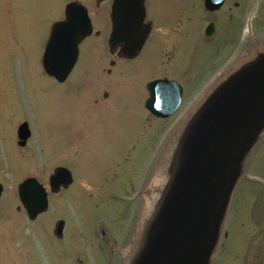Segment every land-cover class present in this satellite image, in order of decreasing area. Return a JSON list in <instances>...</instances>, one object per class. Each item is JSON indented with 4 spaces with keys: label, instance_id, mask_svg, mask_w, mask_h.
<instances>
[{
    "label": "rangeland",
    "instance_id": "rangeland-1",
    "mask_svg": "<svg viewBox=\"0 0 264 264\" xmlns=\"http://www.w3.org/2000/svg\"><path fill=\"white\" fill-rule=\"evenodd\" d=\"M68 2L0 0V110H9L0 264H134L168 190L181 180L194 120L234 79L228 72L232 58L247 60L240 49H247L244 12L239 8L229 21L224 9L206 14L198 22L200 33L178 46L168 63L163 55L143 54L110 65V58L100 54L104 42L90 36L81 43L68 80L59 83L43 72L41 54L50 26L63 17ZM197 2L166 3L176 10L195 4L198 17L203 14ZM212 19L215 35L208 38L204 28ZM164 75L183 87V97L178 111L161 119L145 108L146 84ZM22 122L29 124L31 138L19 149L16 128ZM55 166L68 169L73 183L49 196L48 210L30 221L17 185L35 176L46 186ZM235 170L240 176L210 261L264 264V123L245 139ZM60 220L59 239L54 230Z\"/></svg>",
    "mask_w": 264,
    "mask_h": 264
},
{
    "label": "water",
    "instance_id": "water-1",
    "mask_svg": "<svg viewBox=\"0 0 264 264\" xmlns=\"http://www.w3.org/2000/svg\"><path fill=\"white\" fill-rule=\"evenodd\" d=\"M223 1L204 0L205 8L209 11L217 10ZM119 21L114 18L112 41H125V52L132 56L141 47L143 39H135L134 28H121ZM212 29V25H209L206 34L209 35ZM91 32L87 9L79 1L69 2L65 6L63 19L55 21L50 27L41 56L44 73L59 83L66 81L78 60L79 45ZM146 89L148 97L145 108L151 115L166 119L178 110L183 89L175 80L155 79L146 84ZM262 119L264 64L246 74L234 76L212 96L194 120V130L185 142L184 150L188 160H183L184 156L180 165L183 166L181 180L168 190L169 197H166L167 200L165 198L166 201L162 203L160 212H156L152 223L153 230L161 226L169 234L154 264L209 262L217 240L218 226H221L240 173V170H235L237 159L245 139L262 125ZM29 135L28 124L23 122L17 129L18 144L24 145ZM190 151L192 154L189 157ZM189 176L188 194H184L183 189L187 190L184 179ZM49 182L52 191L60 186L67 187L72 182L71 173L59 167L50 176ZM1 192L0 185V196ZM17 195L30 221L48 209L47 191L35 177L25 178L17 186ZM176 198L184 209L174 220L169 218V214L170 205ZM62 228L63 221H59L54 234L60 236ZM152 234L150 232L146 239V246Z\"/></svg>",
    "mask_w": 264,
    "mask_h": 264
},
{
    "label": "flooded vegetation",
    "instance_id": "flooded-vegetation-1",
    "mask_svg": "<svg viewBox=\"0 0 264 264\" xmlns=\"http://www.w3.org/2000/svg\"><path fill=\"white\" fill-rule=\"evenodd\" d=\"M71 1L78 0H70V2ZM168 1L169 0H93L92 4H90L89 6H86L83 2L80 3L87 9V13L92 26V32L88 37L91 36L99 38L104 42L101 51L102 53L100 54L110 58V65H114L116 60H129L142 56L143 54H148L155 57H160L163 55L166 57V63H168L175 57V54L178 51V46L183 45L186 42L188 44V41L190 40L192 41V33H200L198 24H201V21L205 19L206 14H215L221 12V10L227 9L226 11H224V14L226 15V17H228L229 21H233L238 15L239 8L242 9L241 13L244 12L243 14L245 17L244 28L246 29V37L244 36V42L242 44H245L250 53H248V50L245 49V47L243 49L240 48L241 50H243L242 54L246 52L247 60H245V58H232L233 66L228 70V72L230 74H233V76L242 75L246 74L252 69L261 67L264 64V11L263 9L261 10V8L264 7V0H224L222 5L214 11H209L205 8L204 0H198L197 6L199 8L197 10L203 14L198 17H195L194 15V11L196 9L195 4H193L191 10H187L186 7L176 10L173 7H169L170 3H166ZM114 7H116V9H114ZM114 18L120 19L119 27L121 28L127 26L133 27L135 39L139 37H142L143 39L141 47L137 49L132 56H129L125 52V41H112ZM209 25H212L213 29L211 33L207 35L206 28ZM97 27L99 28L97 29ZM213 34L215 35V22L212 19L204 28V35L208 36L209 38ZM224 42H227V39H224L223 43ZM168 49H170V52H168ZM106 72L110 73L111 70L107 69ZM84 77L87 78V76ZM160 78L171 79L167 75H164ZM83 83L84 82L82 81V85H84ZM96 92H99V90H97ZM100 98H102V94H100L99 99ZM104 98H107V95ZM92 99L93 101H97L98 97H96V95L94 94ZM8 123L9 110H0V185L2 187L1 196L6 188L5 183L2 181L1 177L5 176L9 179ZM22 123H20L16 128V145L19 147V149L25 148L31 138V130L29 128L30 135L24 145L20 146L18 144L19 140L17 136V129ZM57 168H59V166L54 167L53 173ZM50 176L46 186L37 177H28H35L45 187L47 191V198H49V196L51 195L59 193L61 190H67L73 183L72 179V182L67 187L60 186L59 189L52 191L49 182ZM239 176L240 175L238 174V177ZM135 196L136 195L130 198V200H133ZM118 200H121V198H119ZM127 200H129V198ZM220 227L222 229V225ZM221 229L219 237L221 234ZM62 235L63 228L61 235L57 237L60 239L62 238ZM219 237L215 241L214 247L215 245H217ZM207 264H211V261L209 260Z\"/></svg>",
    "mask_w": 264,
    "mask_h": 264
},
{
    "label": "bare ground",
    "instance_id": "bare-ground-1",
    "mask_svg": "<svg viewBox=\"0 0 264 264\" xmlns=\"http://www.w3.org/2000/svg\"><path fill=\"white\" fill-rule=\"evenodd\" d=\"M262 121H264V119H262ZM190 178L191 177L189 176L188 178L184 179L185 182L183 181L187 189L186 191L183 189L184 194L186 193L188 194V188H189L188 179ZM177 199L178 198H176V200L170 205L171 213L169 214L170 216L169 218H173L174 220L176 219L175 217L180 215L181 214L180 212H182L184 209L183 205L182 207L181 205H179V200L177 201ZM180 199L182 200V198ZM183 201H185V199ZM220 229L221 227L218 226L216 239L219 237ZM168 238H169V234L167 230L165 228H162L161 226H158L151 235V238L148 241L146 248L136 256L134 264H154L159 257V252L161 247L163 246V241Z\"/></svg>",
    "mask_w": 264,
    "mask_h": 264
}]
</instances>
